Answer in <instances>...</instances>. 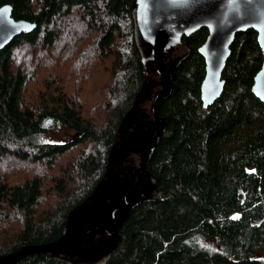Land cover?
<instances>
[{
  "label": "trees",
  "instance_id": "obj_1",
  "mask_svg": "<svg viewBox=\"0 0 264 264\" xmlns=\"http://www.w3.org/2000/svg\"><path fill=\"white\" fill-rule=\"evenodd\" d=\"M5 4L37 26L0 51V264H85L72 251L88 242L46 246L100 186L146 84L136 0ZM206 36L201 28L183 39L188 50L158 105L151 188L95 264H264V103L251 89L262 51L255 30L238 32L224 91L204 108L197 49ZM60 127L76 137L42 140Z\"/></svg>",
  "mask_w": 264,
  "mask_h": 264
},
{
  "label": "water",
  "instance_id": "obj_2",
  "mask_svg": "<svg viewBox=\"0 0 264 264\" xmlns=\"http://www.w3.org/2000/svg\"><path fill=\"white\" fill-rule=\"evenodd\" d=\"M135 19L138 33L152 46L150 60L156 64L162 86L153 100L154 120L145 128L141 144L132 150L140 159L136 182L124 195L125 207L114 209L109 222L102 223L83 234L68 231L59 241L47 245L46 249L89 242L100 230H106L115 238L131 209L145 196L143 184L147 159L158 142V130L162 123L158 116V105L171 92L170 72L164 68V54L183 38L189 37L201 28L207 29V36L197 50L205 63L200 98L203 107L208 108L224 91L226 82L222 73L231 54V45L236 34L248 29L255 30L263 60L254 76L251 89L264 103V0H136ZM36 26V21L15 19L12 16L11 5L0 6V51L16 36L22 32H31ZM51 122L50 119L47 120L48 124Z\"/></svg>",
  "mask_w": 264,
  "mask_h": 264
},
{
  "label": "rangeland",
  "instance_id": "obj_3",
  "mask_svg": "<svg viewBox=\"0 0 264 264\" xmlns=\"http://www.w3.org/2000/svg\"><path fill=\"white\" fill-rule=\"evenodd\" d=\"M137 41L143 57L146 59V84L139 94L132 112L124 120L118 142L110 154V162L105 177L100 186L85 204L76 208L69 217L68 231L72 233H86L112 218V211L125 207L124 195L130 191L137 179L140 159L132 152L144 138L145 128L154 120L153 100L162 89L161 75L156 64L150 60L152 46L143 39L137 31ZM186 43L180 42L170 47L164 54V68L167 72L186 54ZM162 126V123L160 127ZM77 133L65 127L48 130L42 135V140L51 142L68 141L76 137ZM143 192L145 196L151 188L150 178L145 175ZM115 238L106 230L94 234L87 245L72 251L79 256V262L95 264L100 261L113 247ZM264 256V251L258 253Z\"/></svg>",
  "mask_w": 264,
  "mask_h": 264
},
{
  "label": "flooded vegetation",
  "instance_id": "obj_4",
  "mask_svg": "<svg viewBox=\"0 0 264 264\" xmlns=\"http://www.w3.org/2000/svg\"><path fill=\"white\" fill-rule=\"evenodd\" d=\"M184 39V38H183ZM184 40H182L181 42H183ZM185 42V41H184ZM186 43V42H185ZM187 45V44H186ZM187 47H188V45H187Z\"/></svg>",
  "mask_w": 264,
  "mask_h": 264
},
{
  "label": "snow or ice",
  "instance_id": "obj_5",
  "mask_svg": "<svg viewBox=\"0 0 264 264\" xmlns=\"http://www.w3.org/2000/svg\"><path fill=\"white\" fill-rule=\"evenodd\" d=\"M235 218V217H234Z\"/></svg>",
  "mask_w": 264,
  "mask_h": 264
}]
</instances>
